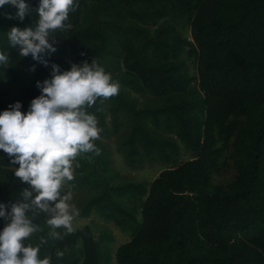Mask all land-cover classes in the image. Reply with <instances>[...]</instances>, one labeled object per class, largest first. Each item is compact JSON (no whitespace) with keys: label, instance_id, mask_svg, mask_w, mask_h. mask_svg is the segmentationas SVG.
Masks as SVG:
<instances>
[{"label":"trees","instance_id":"trees-1","mask_svg":"<svg viewBox=\"0 0 264 264\" xmlns=\"http://www.w3.org/2000/svg\"><path fill=\"white\" fill-rule=\"evenodd\" d=\"M35 8L38 0H27ZM0 10V111L21 102L26 111L40 94L37 81L50 66L20 57L9 47L21 23ZM72 27L57 31L61 70L94 59L119 82V94L98 98L97 152L76 157L66 186L78 195V217L95 212L130 240L114 248L109 232L95 236L86 225L53 239L43 216L30 243L52 264H264V0H79ZM187 23L191 39L179 26ZM35 65V70L31 67ZM193 68L195 74L190 75ZM12 91L28 93L7 103ZM131 169L167 168L149 183L123 180L113 168L108 140ZM191 158L180 161L181 153ZM0 151V202L10 205L28 187ZM4 221L0 220V228ZM59 231H63L60 229ZM60 250L63 257L57 258Z\"/></svg>","mask_w":264,"mask_h":264},{"label":"clouds","instance_id":"clouds-1","mask_svg":"<svg viewBox=\"0 0 264 264\" xmlns=\"http://www.w3.org/2000/svg\"><path fill=\"white\" fill-rule=\"evenodd\" d=\"M15 9L6 18L23 22L35 12L32 26H12L7 32L9 47L20 57H31L44 67L50 66V78L36 82L40 94L33 98L26 111L17 101L0 111V151L10 157L13 174L28 185L21 198L10 205L0 202V264H52L51 256H40V244L30 243L42 227L35 221L43 216L53 239L71 234L79 209L70 203L72 192L65 191L79 167L76 157L97 152L94 141L100 137L95 114L87 109L98 98L119 94L120 84L111 73L92 59L91 63H70L61 70L48 57L57 50L55 34L72 27L69 13L79 6V0H38L35 8L27 0H0ZM10 65L7 51L0 50V68ZM35 70V65L30 69ZM62 229L63 231H59ZM57 258L63 257L60 250Z\"/></svg>","mask_w":264,"mask_h":264},{"label":"rangeland","instance_id":"rangeland-1","mask_svg":"<svg viewBox=\"0 0 264 264\" xmlns=\"http://www.w3.org/2000/svg\"><path fill=\"white\" fill-rule=\"evenodd\" d=\"M180 35L187 39H191V33L190 28L187 23H182L179 28ZM60 44L67 49V55L65 56V62L66 65L69 66L70 64V57H69V47L66 45L65 40L61 39ZM189 74L194 75L195 72L192 67L189 69ZM28 96V93L22 92V91H12L7 96L3 98L7 103L12 102L15 98L19 97H26ZM109 144L110 152H111V158L113 161V168L123 177V180H126L128 182H134V183H149L152 180H154L157 175L167 168V166L160 164V163H154V164H144L141 167H138L136 169H131L128 167L122 156L117 152L116 144L114 142V139L107 141ZM191 158V155L189 153H185L182 151L180 156V161H186ZM65 191H70L67 187L65 188ZM72 200L70 203L77 204V198L78 193L76 190H72ZM77 206V205H76ZM90 226L94 235L97 236L102 232H109L111 233L115 238V245L114 248L117 247L119 244L127 242L130 240V236L128 234H123L117 229H115L110 223L105 222L102 218H100L95 212H92L89 217L87 218H81L76 217L73 221V228H79L83 226Z\"/></svg>","mask_w":264,"mask_h":264}]
</instances>
